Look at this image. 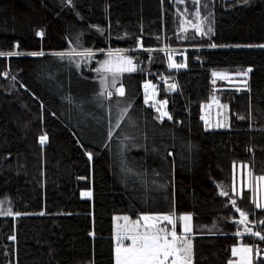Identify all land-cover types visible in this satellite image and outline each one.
Masks as SVG:
<instances>
[{"label":"trees","instance_id":"1","mask_svg":"<svg viewBox=\"0 0 264 264\" xmlns=\"http://www.w3.org/2000/svg\"><path fill=\"white\" fill-rule=\"evenodd\" d=\"M74 49L142 65L106 98L94 66L55 55ZM165 49H185V66L169 68ZM0 52L22 53L0 56V264H115V215L187 213L191 264H228L239 243L264 264L247 231L264 235V209L229 189L239 164L264 176V0H0ZM217 71L247 78L219 87ZM147 80L171 119L145 103ZM215 95L226 128L202 119Z\"/></svg>","mask_w":264,"mask_h":264},{"label":"snow or ice","instance_id":"2","mask_svg":"<svg viewBox=\"0 0 264 264\" xmlns=\"http://www.w3.org/2000/svg\"><path fill=\"white\" fill-rule=\"evenodd\" d=\"M247 2V0H245ZM195 3H199V0H195ZM197 18L200 17L199 11L195 12ZM197 32L201 35H206L207 32H211L212 29L209 27L207 32L202 27L197 26ZM42 36L43 33L41 32ZM216 45H212L215 47ZM119 51V50H118ZM22 53L18 52H9L4 53L0 52V56H14L21 55ZM43 52H33L30 53L32 56L43 55ZM55 55L63 58L65 56L71 57L72 55H78L84 58H89L93 55L91 50H84L81 52H76L73 50L70 53L58 52ZM109 59L104 60L101 64V67L96 71H103L105 73L111 74L112 80L111 85L115 87L116 81L120 74L125 72H135L137 70L136 65L133 62V59L123 55H116L113 52H108ZM171 60V57H169ZM184 65H177L175 63H170V68L183 67ZM248 71H251L249 69ZM247 73H241L240 75H246ZM213 77H216L220 74L213 73ZM223 78V77H222ZM104 86V91L100 93L101 96L107 95L111 97L112 93L108 91V77L105 76L101 81ZM215 83V80H213ZM176 85H170V89H175ZM145 103H148V89H153L155 91V86L150 82L145 83ZM116 93L119 96H124L123 86L116 88ZM215 100V98H213ZM162 104L166 105L167 101H162ZM226 107V106H225ZM157 111L160 112V118L167 116L168 119H171V116L167 112L161 111L160 108H157ZM123 112L126 114L127 109H124ZM243 119V117H241ZM119 127V124H117ZM47 141V135L40 137V143L44 144ZM89 159H91V154H89ZM251 175V173H249ZM256 181L264 182V176L255 177ZM85 195L90 196L91 193H85ZM220 195L228 196V193L221 191ZM232 205L235 207L236 201L232 199ZM256 207L260 208L262 205L259 202L254 201ZM236 211L239 212L241 219L238 221L239 224H247L248 215L241 211L238 207ZM11 215V211L8 213ZM43 214V213H41ZM117 219H121L117 217ZM123 221L125 222L124 227L120 233L117 235V242L115 247V264H191V255H192V242L191 238L187 235L191 231L190 221L192 219L191 215H183L179 217V220L183 221L181 233H177V219L174 218V214L154 216V215H142L138 219L131 220L130 217L124 216ZM162 222H166L161 226ZM264 225V220L259 222ZM249 234L258 237L260 240L264 241V235L259 231H252L247 229ZM239 234V233H237ZM14 239V237H13ZM124 241H130V243L125 244ZM232 254L239 255L240 259L238 264H252L251 254L252 248L247 246L235 247L232 250ZM257 254H259V249H257Z\"/></svg>","mask_w":264,"mask_h":264},{"label":"rangeland","instance_id":"3","mask_svg":"<svg viewBox=\"0 0 264 264\" xmlns=\"http://www.w3.org/2000/svg\"><path fill=\"white\" fill-rule=\"evenodd\" d=\"M74 50L76 52H81V51H84L85 49L84 50L74 49ZM72 51L73 50H69V51L64 52V53H70ZM91 51H92L93 55L89 58H84V57H81L78 55H72L71 57L65 56L63 58H61V57H59V58H61L62 60H64L65 62H67L68 64L77 68L80 71H82L84 69L85 70H91L92 66H94L99 93L104 91V86L102 85L101 81L104 79L105 76H107L108 77V91L112 93V96L118 95L116 93L115 89L123 86L122 82H123L124 75L129 74V72H125V73L120 74L117 81H116L115 87H112V85H111V80H112L111 74L105 73L103 71H100V72L96 71L98 68L101 67V64L103 63L104 60L109 59V57H108L109 51H106V52L93 51V50H91ZM111 52H113L116 55H123V56H127V57L132 58L134 64L136 65V68H137V66L142 65L141 62L137 63L135 61L134 57L129 55L128 51L113 50ZM163 52L166 54L168 67H169L170 63H175L177 65L182 64L185 66V64H186V57H185L186 50L185 49H167V50L165 49V50H163ZM101 53H103V54H101ZM169 57H171V60L169 59ZM177 68H181V67H177ZM215 73L220 74V75L214 77L215 84L219 87H223V85H225L226 83H227V85H230L229 82L234 77H240L242 82L243 81L245 82V80L247 78V75H240L243 72L231 73V72H227V71H217ZM147 82H150L152 85L155 86V91L153 93V89H151V88L148 89L147 95H148L149 99H148V103H146V104L155 108L156 111H157V108H160L161 111L167 112L169 115V112L167 109L168 103L166 105L161 103L162 101H165L166 99H160L159 98V92L157 91V86H158L157 84H154L148 80L145 81L143 83V88H142L144 91V95H145L144 85ZM159 82L168 84V82H166L162 79H160ZM169 85H171V84L169 83L168 86ZM123 88H124V86H123ZM124 93H125V88H124ZM104 97L110 98V97H107L106 94ZM213 98H215V100ZM213 98L211 99V101L207 105L204 106V109L202 112V119L204 120L205 127L208 129L226 128L228 126V123H229L228 108L226 105L221 104L218 101V98L216 95ZM157 113H158V118L160 120L168 119L167 116H164L161 119L160 118V112L157 111ZM235 170H236L235 171L236 177H234L233 183L231 186H229L230 187L229 189L232 190L234 193H238V194H240L243 189L251 190L254 194V201L259 202L262 205V207H260V208L264 209V182L256 181L255 177H258V176H254L250 172L248 165L239 164L235 168ZM249 173H251V175H249ZM223 187L225 188V187H227V185H223ZM85 193H90V192H84L83 193V195L85 197H89L88 195H85ZM255 205H256V203H255ZM145 215L162 216V215H167V214H145ZM183 215H191V214L187 213V214H182L179 216L174 215V218L177 219V229L176 230H177L178 234L181 233V228H182V224H183V221L179 220V217L183 216ZM124 216H127V215H115V217H114L115 247H116V242H117V235H118V233H120L122 231L124 224H125V222L122 219ZM117 217H120L121 219L118 220ZM191 217H192V215H191ZM130 219L135 220L132 218H130ZM164 223H166V222H162L161 226H163ZM189 223H190L191 231L189 233H187V235L191 238L192 231H193L192 219ZM178 230H180V233ZM191 242H192V239H191ZM124 243L128 244V243H130V241H124ZM241 246H247V247L252 248L253 251L251 254V259H252V264H254L255 261L257 260V258L259 257V255L257 254L258 248L257 247L255 248L252 245L242 244V243L237 244L235 247H241ZM115 247H114V256H115ZM239 259H240L239 255H235V256L232 255V258L228 264H238ZM191 261H192V258H191Z\"/></svg>","mask_w":264,"mask_h":264},{"label":"water","instance_id":"4","mask_svg":"<svg viewBox=\"0 0 264 264\" xmlns=\"http://www.w3.org/2000/svg\"><path fill=\"white\" fill-rule=\"evenodd\" d=\"M168 89H170V85L168 86ZM262 261H264V255L261 257Z\"/></svg>","mask_w":264,"mask_h":264},{"label":"crops","instance_id":"5","mask_svg":"<svg viewBox=\"0 0 264 264\" xmlns=\"http://www.w3.org/2000/svg\"><path fill=\"white\" fill-rule=\"evenodd\" d=\"M259 254H260V253H259ZM259 254H258V255H259Z\"/></svg>","mask_w":264,"mask_h":264}]
</instances>
